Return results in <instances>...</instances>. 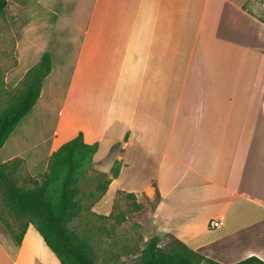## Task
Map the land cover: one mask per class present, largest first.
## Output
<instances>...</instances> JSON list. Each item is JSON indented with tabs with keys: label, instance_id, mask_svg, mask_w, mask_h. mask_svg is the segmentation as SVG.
Listing matches in <instances>:
<instances>
[{
	"label": "crops",
	"instance_id": "1",
	"mask_svg": "<svg viewBox=\"0 0 264 264\" xmlns=\"http://www.w3.org/2000/svg\"><path fill=\"white\" fill-rule=\"evenodd\" d=\"M16 1L23 18L6 83L14 71L20 81L44 52L51 68L1 145L0 161L21 157L29 175H40L51 153L81 132L98 144L93 161L117 146L100 167L110 182L95 212L108 214L119 192L156 194L153 235L171 234L222 264L250 255L264 261V14L257 1ZM26 241L29 250L46 246L29 224L14 250L0 239V264H19Z\"/></svg>",
	"mask_w": 264,
	"mask_h": 264
},
{
	"label": "trees",
	"instance_id": "2",
	"mask_svg": "<svg viewBox=\"0 0 264 264\" xmlns=\"http://www.w3.org/2000/svg\"><path fill=\"white\" fill-rule=\"evenodd\" d=\"M6 3V0H0V18ZM50 68V55L44 52L38 62L23 74L18 92L0 109V147L35 103L41 82ZM97 145L96 141L85 142L79 132L51 153L46 171L39 176L24 172V159L21 157L0 161V190L7 207L0 208V221L16 245L20 244L27 226L32 224L60 264H96L90 246L70 230L67 223L82 209L76 186L79 164L84 159L87 164L93 161ZM111 171L116 176L118 166L112 167ZM109 182L110 179L106 178L104 184L98 186L101 194ZM126 195L135 197L133 192H126ZM155 196L153 206L158 198V195ZM6 211L13 217L11 221L4 217L3 212ZM111 214L110 211L102 216ZM202 261L222 264L188 247L171 234L164 233L161 236L152 235L133 264H201ZM230 264H264V261L250 255Z\"/></svg>",
	"mask_w": 264,
	"mask_h": 264
},
{
	"label": "rangeland",
	"instance_id": "3",
	"mask_svg": "<svg viewBox=\"0 0 264 264\" xmlns=\"http://www.w3.org/2000/svg\"><path fill=\"white\" fill-rule=\"evenodd\" d=\"M255 1H257L260 11L264 14V0ZM18 4L21 3H18L16 0H9L4 7V14L0 18V109L8 103L21 86L19 79L14 81L17 78V74L15 76L16 71L10 76L9 83L5 81L6 73L13 67L16 61L15 36L17 26L23 18ZM25 62H28V59H25ZM24 63L20 66V69L24 66ZM116 149L117 146L113 147V150L107 156L94 160L89 164L86 163L85 159L80 162L77 170L76 186L79 189L77 197L81 202L82 209L76 217L67 223V227L78 234L90 246L94 253L96 264L135 263L142 248L154 233L149 217L156 196L147 197L138 194L135 197H130L125 192H119L116 193L114 198L112 209L110 210L112 212L111 215L102 216L101 213L95 212L92 209L93 204L105 192L101 194L98 186L104 184L108 173L100 170V167L105 165L106 162L108 163L113 151ZM114 166H118V163L114 162L110 171ZM24 172H27L26 169ZM3 201L4 199L0 190V208L6 209L7 207ZM3 215L9 221L13 218L8 214V211L3 212ZM121 216L123 218H120ZM7 233V228L0 221V239L12 251L15 249V244ZM34 246L35 248L29 250L31 245L29 241H26L23 246V250H25H22L19 264H38L39 254L41 255L40 259L42 262L47 264L49 263L47 251L59 262L53 251L45 248L47 245L42 246L40 243L35 242ZM26 256H28L27 259ZM201 264L210 263L202 261Z\"/></svg>",
	"mask_w": 264,
	"mask_h": 264
},
{
	"label": "built area",
	"instance_id": "4",
	"mask_svg": "<svg viewBox=\"0 0 264 264\" xmlns=\"http://www.w3.org/2000/svg\"><path fill=\"white\" fill-rule=\"evenodd\" d=\"M210 226L215 227L219 225V218L210 220Z\"/></svg>",
	"mask_w": 264,
	"mask_h": 264
}]
</instances>
